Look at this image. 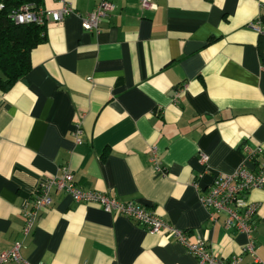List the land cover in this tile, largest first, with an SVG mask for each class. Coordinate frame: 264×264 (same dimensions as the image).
<instances>
[{
  "label": "crops",
  "instance_id": "obj_1",
  "mask_svg": "<svg viewBox=\"0 0 264 264\" xmlns=\"http://www.w3.org/2000/svg\"><path fill=\"white\" fill-rule=\"evenodd\" d=\"M72 1L73 14L46 22L26 77L0 88V251L21 241L32 264H196L170 234L55 188L24 236L40 180L68 168L82 188L151 209L217 256L240 253L245 235L225 230L223 212L210 220L200 194L243 161V143L264 141V43L250 27L264 24V0H112L97 31L81 26L96 0ZM249 198L264 259V188ZM240 264L260 263L244 252Z\"/></svg>",
  "mask_w": 264,
  "mask_h": 264
},
{
  "label": "built area",
  "instance_id": "obj_2",
  "mask_svg": "<svg viewBox=\"0 0 264 264\" xmlns=\"http://www.w3.org/2000/svg\"><path fill=\"white\" fill-rule=\"evenodd\" d=\"M60 6L47 9L42 6L34 7L31 3H24L11 11L10 16L18 23L44 24L48 20L61 21L66 15L76 10L72 0H58ZM144 8H156L153 0H139ZM4 3L0 2V9ZM112 0H96L95 7L81 19V26L85 30L97 31L102 18L111 14L114 9ZM258 33H264V24L259 20L250 24ZM82 129L79 123L75 124L72 135L76 143H81ZM243 161L230 173H217L211 184L200 194V201L208 211L209 218L216 220V214L223 212V226L226 231L235 229L246 237V242L240 253L226 259L215 255L200 236L191 237L190 234L174 225L151 209L133 200H120L107 192L87 190L79 186L72 172L64 168L60 174L43 176L34 193L31 202L24 207V224L22 234L28 235L41 209L49 206L51 190H63L76 202L94 203L103 210L123 215L142 225L149 232L170 234L182 243L194 256L196 264H240L241 254L251 253L260 264L264 259L256 255L254 230L258 217L259 202L251 200L249 194L254 189L264 188V141L256 145L243 143L241 146ZM208 161L206 154L200 155V162L205 165ZM21 241L14 242L9 248L0 251V264L15 262L17 264H32L21 254Z\"/></svg>",
  "mask_w": 264,
  "mask_h": 264
},
{
  "label": "trees",
  "instance_id": "obj_3",
  "mask_svg": "<svg viewBox=\"0 0 264 264\" xmlns=\"http://www.w3.org/2000/svg\"><path fill=\"white\" fill-rule=\"evenodd\" d=\"M42 0H0V88L8 89L26 77L31 69L30 54L34 47L45 40L46 23H18L11 11L24 3L42 6ZM45 8V7H44ZM264 43V33H260ZM264 60V57H262Z\"/></svg>",
  "mask_w": 264,
  "mask_h": 264
}]
</instances>
